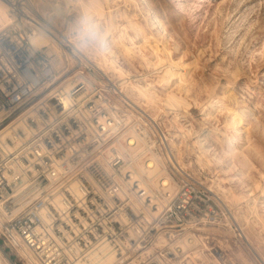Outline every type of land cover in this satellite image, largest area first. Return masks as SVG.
Here are the masks:
<instances>
[{
	"label": "bare ground",
	"instance_id": "obj_1",
	"mask_svg": "<svg viewBox=\"0 0 264 264\" xmlns=\"http://www.w3.org/2000/svg\"><path fill=\"white\" fill-rule=\"evenodd\" d=\"M142 1L144 6L140 9L146 13V25L137 18L129 17L125 11L114 12L108 8L109 0H35L40 12V22L35 27L31 43L35 47L48 45L51 49H59L53 40L52 32L61 34L62 27L69 23V14L79 10L82 17L88 20L89 25L85 35L73 38L76 51L85 63L93 64L105 77H109L117 85L120 84L131 101L146 109L153 121L151 123L149 119L145 120L148 125L146 131L152 128L156 135L143 138L142 134L133 131L129 134L126 143L118 137L112 141L113 145L109 147L108 155L122 157L124 165L121 170L123 172L128 170L125 175L120 170L117 171L119 175L117 181L120 183L119 196L122 199L127 198L129 215L122 211L115 215L116 221L128 223L124 230L125 237L116 235L115 240H110L106 232L110 226L107 220L102 219L105 232L99 233L102 229L94 228L97 238L83 247L84 250L79 254L85 252V256L79 263L109 264L112 260L114 262L117 258V244L124 251L127 245L130 246L132 255L138 247L142 246V244L139 246L134 244V241L138 242L141 236L145 238L144 248L153 241V237H145L150 229V231L155 230L151 236H156L162 245L166 238L171 240L165 244L171 249L165 250L166 254L159 256L155 252H147L155 256L154 264H205L206 262L224 264L217 259H210L206 254L210 245L201 233L207 227L225 223L226 229H229L232 218L237 221L239 227L236 225L235 230L241 232L242 239L249 240L253 245L256 244L250 238L247 229H252L256 225L264 227V222L257 213L259 203L264 201L262 199L264 197L262 196L264 195L263 182L259 179L247 184L238 182L245 187H236L238 185L236 181H242L246 175L245 169L240 168L236 162L237 158L246 157L244 151L238 148V139L244 146L249 143L250 138L248 129L246 131L241 129L246 108H237L236 98L232 96L226 85H205L203 89L193 75L196 59L189 61L185 58L187 51L180 46L164 20L165 10L155 9L149 0ZM9 19L8 4L5 0H0V27ZM159 37L165 39L162 49H157L155 46V41ZM226 37L229 38L228 35ZM73 61L74 59L70 58V63ZM182 63L187 65L185 74L178 72V67ZM237 73L235 78L239 76ZM150 74L155 75V84L145 87L141 77ZM91 77V80L100 83L107 81L104 77ZM59 82L66 88L71 84L70 77H64ZM197 90L207 93V98L202 103L199 102L200 92ZM199 104L206 119L202 122L196 121L193 112ZM220 112L225 118L223 122L217 119L216 113ZM190 117L193 119L189 120ZM100 120V123H104L103 125L107 128L108 120L105 114ZM184 120L189 123L186 124ZM209 121H214L213 125L207 124ZM154 122L158 123L163 131L159 136L158 130H155L153 126ZM220 123L225 136L218 139L216 131L217 124ZM41 125V123L38 125L27 121L24 115H20L0 131V152L2 155H11L12 165L22 171L24 181L34 180L32 172L37 171V165L31 164V170L22 167L26 166V161L21 159L20 147L28 143L33 134L38 133ZM156 128H158L157 125ZM9 137L15 138L9 140ZM43 147L46 150L48 148L45 144ZM26 154L32 158L27 151ZM225 159L229 160L225 171L215 167ZM104 160L106 161V157ZM214 164L216 165L213 167ZM169 166L172 173L179 171L186 174L189 167L194 166L198 167V173L200 171L210 173V177L206 175L200 180L213 191L215 199L221 205L224 216L218 219L220 220L218 224L215 222L204 226L187 227L177 234L173 228L168 227L173 225L163 224L159 218L157 219L180 186L172 176ZM89 177L90 181H97L93 176ZM69 181H72L69 189L78 203L85 205L84 193L80 189L81 180L75 176L70 177ZM101 191L103 192L102 189ZM26 194L24 188L19 185L14 188L10 196L17 203L24 199ZM63 198V194L59 192L54 194V201L60 207H65ZM113 202H115L114 199H110V203ZM95 214L90 211L91 217L95 218ZM253 218L256 220L253 221ZM4 219L5 208L0 204V229ZM152 220H156V223L151 225ZM81 221L88 225L91 220L89 216L82 213L79 223ZM79 223H73L77 231L83 226ZM166 234L168 236H165ZM238 240L242 242L240 238ZM5 242L19 250L28 259V264H36L38 261L33 252L26 246L20 245L17 240L13 243L7 240ZM77 245L79 248L82 246ZM192 252L194 254H191ZM0 264L9 263L0 255ZM249 264H255V260Z\"/></svg>",
	"mask_w": 264,
	"mask_h": 264
},
{
	"label": "built area",
	"instance_id": "obj_2",
	"mask_svg": "<svg viewBox=\"0 0 264 264\" xmlns=\"http://www.w3.org/2000/svg\"><path fill=\"white\" fill-rule=\"evenodd\" d=\"M5 1L10 19L0 27V131L20 115L42 125L19 152L26 161L24 169L31 170V164L37 165V171L32 172L33 181H24L22 171L13 167L11 155L0 152V204L5 208L0 234L9 243L17 240L31 250L38 258L36 264H80L85 252L79 253L97 238L94 228L102 229L99 233L105 230L102 219L110 226L106 231L110 240H115L116 235L125 237L128 223L116 221L115 215L120 211L129 215L127 198L119 196L117 181V171L125 175L128 170H121L122 157L110 156L107 151L115 137L126 143L133 131L143 138L155 137L152 128L146 131L145 120L153 121L146 109L125 95L120 84L105 77L93 64L85 63L76 51L73 38L86 34L78 32L77 25L81 22L89 25L82 14L72 11L61 34L52 32L59 49L48 45L35 47L31 40L40 22L35 0ZM164 42L159 37L156 48L162 49ZM70 58L74 59L72 63ZM186 68V63H182L178 72L185 74ZM91 76L104 77L107 81L100 83L91 80ZM64 77H70L68 88L59 82ZM154 77L153 74L143 76L141 81L149 87L155 84ZM193 112L196 121L206 120L201 109L195 108ZM103 114L108 120L107 128L100 123ZM213 122L207 124L213 125ZM154 124L159 136L163 131L158 123ZM217 126L216 136L221 139L225 131L221 123ZM228 164L229 160L225 159L215 167L225 171ZM173 174L180 186L159 216L163 224L173 225L171 228L178 234L187 227L215 223L223 216L213 191L196 174L192 171ZM75 176L81 180L85 205L78 203L69 189V178ZM89 176L97 181H90ZM19 185L27 194L16 203L10 194ZM56 192L63 194L65 207L55 203ZM110 199L115 202L111 204ZM90 211L96 213L95 218L90 216ZM82 213L89 216L88 225L79 223ZM73 223L83 226L77 231ZM77 244L82 246L79 248ZM213 251L224 264H244L237 259L226 260L222 247L217 251L213 247ZM154 257L148 253L144 257L131 255L130 246L124 251L117 244V258L112 264H154Z\"/></svg>",
	"mask_w": 264,
	"mask_h": 264
},
{
	"label": "rangeland",
	"instance_id": "obj_3",
	"mask_svg": "<svg viewBox=\"0 0 264 264\" xmlns=\"http://www.w3.org/2000/svg\"><path fill=\"white\" fill-rule=\"evenodd\" d=\"M109 1L108 8L114 12L125 11L129 17L137 18L146 25V13L140 9L144 6V1ZM149 1L155 9L165 10L164 20L180 46L187 51L185 58L189 61L196 59L193 75L203 89H205V85H226L232 96L236 98L237 108H246L241 129L243 131L248 129L250 138L249 143L244 146L238 139V148L244 151L246 157L236 159L239 167L245 169L246 175L242 181H236L238 184L236 187H245L244 184L239 185L238 182L247 184L256 179L261 180L264 184V0ZM77 11L81 14L79 10ZM227 35L230 39L226 37ZM235 73L239 74L238 78H235ZM197 91L200 92L198 99L202 103L207 98V93ZM195 108L200 109V104ZM216 115L219 122L224 121L225 118L221 112ZM188 119L192 120L193 118ZM184 122L186 121L184 120ZM169 169L172 173L170 166ZM197 169L196 166L189 167L188 171H193L199 179L206 175L210 177L209 172L200 171L198 173ZM172 176L177 181L173 173ZM262 199L264 200V197ZM257 213L264 222V201L259 203ZM160 215L161 213L157 219ZM228 215L230 217V214ZM156 220H152L150 224L156 223ZM219 222L220 220L215 224ZM224 224L209 226L201 233L210 245V249L206 253L208 257L220 261L214 253L213 247L216 251L222 247L227 255L225 259L233 261L237 259L244 264H249L253 260L256 264L257 261L262 260L260 262L264 264V227L256 225L252 229H247L250 238L256 244L253 245L249 240H243L241 232L235 230L238 226L237 221L231 218L229 229H226ZM148 231V233L145 232V234L147 233L145 237L155 233V230L150 231L149 229ZM196 234L198 235V233ZM142 237L144 236H141L138 242L134 241V244L143 246L138 247L134 252L137 255L155 252L160 256L166 254L165 250H171L165 246L166 243L171 242L169 238H166L162 245L156 236H151L153 241L144 248L145 243ZM5 241L6 238L0 234V255L4 261L11 264L8 260L10 259L16 264H28V259ZM193 252L191 254H194ZM184 257L187 258V256Z\"/></svg>",
	"mask_w": 264,
	"mask_h": 264
},
{
	"label": "clouds",
	"instance_id": "obj_4",
	"mask_svg": "<svg viewBox=\"0 0 264 264\" xmlns=\"http://www.w3.org/2000/svg\"><path fill=\"white\" fill-rule=\"evenodd\" d=\"M87 30H88V25H87L86 23L81 22V23H79V24L77 25V31H78V32H80V33H84V32H86Z\"/></svg>",
	"mask_w": 264,
	"mask_h": 264
},
{
	"label": "crops",
	"instance_id": "obj_5",
	"mask_svg": "<svg viewBox=\"0 0 264 264\" xmlns=\"http://www.w3.org/2000/svg\"><path fill=\"white\" fill-rule=\"evenodd\" d=\"M112 263H113V260L109 264H112Z\"/></svg>",
	"mask_w": 264,
	"mask_h": 264
}]
</instances>
